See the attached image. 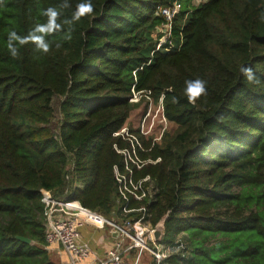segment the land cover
Returning a JSON list of instances; mask_svg holds the SVG:
<instances>
[{"label":"trees","instance_id":"trees-1","mask_svg":"<svg viewBox=\"0 0 264 264\" xmlns=\"http://www.w3.org/2000/svg\"><path fill=\"white\" fill-rule=\"evenodd\" d=\"M81 2L0 0V264H55L43 190L116 222H163L164 264H264V0H91L75 21ZM175 2L157 48L159 10ZM10 30L28 38L12 41L16 57ZM197 79L206 92L189 102ZM135 92L176 130L122 132ZM127 162L135 183L150 177L143 199L123 198L115 169L129 174Z\"/></svg>","mask_w":264,"mask_h":264},{"label":"built area","instance_id":"built-area-1","mask_svg":"<svg viewBox=\"0 0 264 264\" xmlns=\"http://www.w3.org/2000/svg\"><path fill=\"white\" fill-rule=\"evenodd\" d=\"M181 4L175 2L166 7H161L159 12L166 18L164 29L165 36L161 39L159 48L172 34L173 19L179 13ZM171 43V42H170ZM140 93H134L133 97H138ZM131 100H134V98ZM122 132H126L124 128ZM138 142V141H137ZM128 155L140 168L150 160H141L138 157H132L126 150L123 151ZM126 169L129 174L122 173L115 169L117 180L120 182V191L125 200H129V195H134L136 199H143L146 191L142 188V183L149 181L150 177L142 178L139 183H135L132 179V169L129 163H126ZM131 185V186H130ZM139 190H143L139 193ZM43 202L45 203L44 217L47 225L46 241L48 246L51 244H60L64 250L70 255L73 264L88 258L92 254V249L87 243L81 241V227L85 224H91L98 228H105L109 225L112 231H118L116 243L97 256L99 264H130L126 259V254L130 249L138 248L140 250L149 251L154 256L156 264H164L166 258L171 253V247L155 240V228L148 222H145L144 216L137 220L126 219L122 222L109 220L102 214L83 207L77 201H62L55 199L49 191L43 190ZM73 203H78L81 207H75ZM142 209V208H141ZM133 209L124 208L125 212ZM184 247L180 245V248Z\"/></svg>","mask_w":264,"mask_h":264},{"label":"rangeland","instance_id":"rangeland-1","mask_svg":"<svg viewBox=\"0 0 264 264\" xmlns=\"http://www.w3.org/2000/svg\"><path fill=\"white\" fill-rule=\"evenodd\" d=\"M201 0H194V5H197L200 3ZM134 102H138L139 106H137L130 116V118L127 121L126 124V131H128L129 128L140 130V133L144 135L147 138L152 137L155 141H160L162 139V136L164 132H171L173 133L177 126L168 121L164 115H163V106L161 102H154L152 98H145L142 101H139L141 99L140 96L133 97ZM60 98L56 96L53 101V105L56 109V116H58V107L60 104ZM105 229L109 232L110 226L106 225ZM143 257H142V264L144 262H148V264H151L152 262V254L147 251L143 250ZM128 256V260L130 262H134V258H136V252L130 254ZM141 264V263H140Z\"/></svg>","mask_w":264,"mask_h":264},{"label":"crops","instance_id":"crops-1","mask_svg":"<svg viewBox=\"0 0 264 264\" xmlns=\"http://www.w3.org/2000/svg\"><path fill=\"white\" fill-rule=\"evenodd\" d=\"M81 241L83 243H87L92 249V254L82 260L77 262V264H99L98 257L99 255H103L104 252L109 250L114 243L117 241L118 235H114V231L109 230V232L105 228H98L91 224H85L81 228ZM48 250L50 256L55 264H73L70 258V255L64 250V248L60 244H51L48 246ZM136 252V258H134V262H130L128 260V256L132 253ZM144 253L143 250L138 248L130 249V251L126 254V259L130 264H142V257ZM151 264H154V257L152 256ZM144 264H148V262H144Z\"/></svg>","mask_w":264,"mask_h":264},{"label":"clouds","instance_id":"clouds-1","mask_svg":"<svg viewBox=\"0 0 264 264\" xmlns=\"http://www.w3.org/2000/svg\"><path fill=\"white\" fill-rule=\"evenodd\" d=\"M92 11V4L91 0H82V2L77 6L76 10L73 12L72 19L75 21H78L82 14L85 12H91ZM45 14L49 15L50 17H55L58 15V13L54 9H48L46 10ZM60 25L58 24H49L47 28L43 29V31L50 33L54 29H58ZM40 27L37 26L36 31H40ZM70 39V36L68 37ZM31 39L36 42L37 47L41 52H47L49 48V44L43 39L42 36H32ZM12 41H17L19 45H24L28 42V38L21 37L17 34L15 30H10L8 33V41H7V48L9 49L10 54L13 57H16L17 55V47L13 45ZM249 72L251 70L249 69ZM252 75H249V79H252ZM206 82L203 80H189L185 82V88H184V95L187 97L189 102H195V99L200 94H203L206 92L205 87ZM175 99V98H174Z\"/></svg>","mask_w":264,"mask_h":264},{"label":"water","instance_id":"water-1","mask_svg":"<svg viewBox=\"0 0 264 264\" xmlns=\"http://www.w3.org/2000/svg\"><path fill=\"white\" fill-rule=\"evenodd\" d=\"M118 233H119L118 231H115L114 235H118ZM163 235H164V225L163 222H161L155 227V231H154L155 240L160 241ZM18 238L28 243L31 242V239L25 236H18Z\"/></svg>","mask_w":264,"mask_h":264},{"label":"bare ground","instance_id":"bare-ground-1","mask_svg":"<svg viewBox=\"0 0 264 264\" xmlns=\"http://www.w3.org/2000/svg\"><path fill=\"white\" fill-rule=\"evenodd\" d=\"M72 205H74L75 207H81V205L78 203H73Z\"/></svg>","mask_w":264,"mask_h":264}]
</instances>
